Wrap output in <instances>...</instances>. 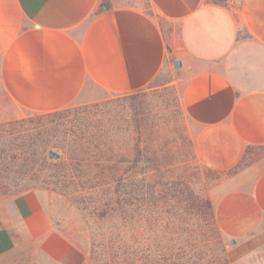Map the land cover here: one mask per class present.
Here are the masks:
<instances>
[{"label":"crops","instance_id":"obj_1","mask_svg":"<svg viewBox=\"0 0 264 264\" xmlns=\"http://www.w3.org/2000/svg\"><path fill=\"white\" fill-rule=\"evenodd\" d=\"M151 3L180 24L175 62L187 76L183 109L200 128L199 159L229 171L249 148L264 147V0H243L239 9L214 0ZM99 5L0 0V87L12 102L49 113L83 101L90 87L129 93L163 72L170 50L158 21L131 7L97 13ZM215 212L225 241L263 237L264 159L221 184ZM23 245L34 248L29 264H64L72 253L48 204L33 193L16 197L11 216L0 221V264Z\"/></svg>","mask_w":264,"mask_h":264},{"label":"rangeland","instance_id":"obj_2","mask_svg":"<svg viewBox=\"0 0 264 264\" xmlns=\"http://www.w3.org/2000/svg\"><path fill=\"white\" fill-rule=\"evenodd\" d=\"M214 1L235 9L241 8L243 3V0ZM109 2L112 8L143 10L155 18L163 30L170 50L169 60L163 72L149 85L124 94L90 87L86 99L61 109L59 115L20 108L0 87V221L11 216L16 197L26 193L39 195L48 204L59 231L69 240L72 253L64 264H113L111 247L117 240L114 224L95 217L89 219L79 208L84 189L81 174L68 173L60 163L74 156L73 149L81 142V135L95 131L101 147L105 139H110L116 156L126 161L120 165L119 173H140L143 163L137 169H132L128 163L134 156L129 138L134 127L131 103L142 102L149 114L152 136H146L149 139L141 148L149 145L157 151L160 170L156 173L191 175L189 180L193 187L206 192L214 207L220 186L227 178L264 159V147H253L247 150L243 161L229 171H214L203 165L196 150L200 128L182 106L187 76L183 65L179 68L175 65L183 46L180 24L154 9L151 0ZM101 4L102 0L97 13L103 12ZM51 151L64 159H52ZM232 241V238L225 241L230 264H264V235L249 244L236 240L233 244ZM33 249V245H23L12 262L2 264H29Z\"/></svg>","mask_w":264,"mask_h":264},{"label":"trees","instance_id":"obj_3","mask_svg":"<svg viewBox=\"0 0 264 264\" xmlns=\"http://www.w3.org/2000/svg\"><path fill=\"white\" fill-rule=\"evenodd\" d=\"M101 7L112 9L109 0H102ZM129 108L134 156L128 163L132 169L143 163L140 173H119L126 161L116 156L110 139L101 147L95 131L81 135L69 161L57 158L68 173L81 174L79 208L89 219L114 224L113 264H230L211 198L193 187L191 175L156 173L157 151L141 148L152 136L149 114L142 102Z\"/></svg>","mask_w":264,"mask_h":264},{"label":"water","instance_id":"obj_4","mask_svg":"<svg viewBox=\"0 0 264 264\" xmlns=\"http://www.w3.org/2000/svg\"><path fill=\"white\" fill-rule=\"evenodd\" d=\"M175 65L177 68L181 67L182 66V63L181 61H176L175 62ZM50 157L53 158V159H57L59 157V155L55 152H50ZM232 243L234 244V241H232Z\"/></svg>","mask_w":264,"mask_h":264}]
</instances>
